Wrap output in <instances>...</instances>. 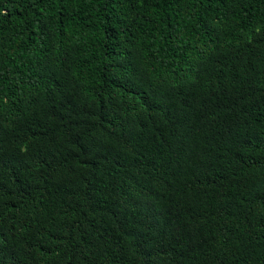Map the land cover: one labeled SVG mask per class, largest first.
Wrapping results in <instances>:
<instances>
[{"label": "trees", "instance_id": "1", "mask_svg": "<svg viewBox=\"0 0 264 264\" xmlns=\"http://www.w3.org/2000/svg\"><path fill=\"white\" fill-rule=\"evenodd\" d=\"M0 264H264V0H0Z\"/></svg>", "mask_w": 264, "mask_h": 264}]
</instances>
